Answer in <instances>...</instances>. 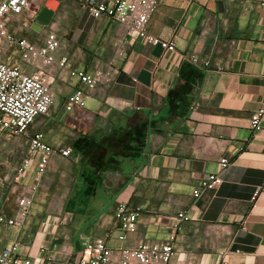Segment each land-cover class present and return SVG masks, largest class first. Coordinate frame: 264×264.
Listing matches in <instances>:
<instances>
[{"label": "crops", "instance_id": "0c3cea01", "mask_svg": "<svg viewBox=\"0 0 264 264\" xmlns=\"http://www.w3.org/2000/svg\"><path fill=\"white\" fill-rule=\"evenodd\" d=\"M63 1L82 14L73 37H60L68 46L56 57L90 75L113 71L111 82L103 101L85 98L84 108L67 111L81 85L49 80L54 113L30 131L72 150L76 191L60 208L30 209L20 228L0 225V251L18 243L34 263L72 264L82 259L86 236L106 238L113 250L171 242L169 264H264V122L257 133L250 128L264 106V0H157L147 31L176 50L130 40L123 59L115 58L121 37L112 22ZM19 140L0 141V153H21L18 168L25 154L8 143ZM224 158L231 166L221 186L191 201ZM67 159H51L39 190ZM34 171L16 186H32ZM119 202L138 213L137 230L124 241L114 228ZM16 208L15 198V209L0 214L12 218ZM181 213L188 220L178 223Z\"/></svg>", "mask_w": 264, "mask_h": 264}, {"label": "built area", "instance_id": "2783aa9c", "mask_svg": "<svg viewBox=\"0 0 264 264\" xmlns=\"http://www.w3.org/2000/svg\"><path fill=\"white\" fill-rule=\"evenodd\" d=\"M44 1L0 0V141L5 138H25V158L17 170L16 184L27 178L29 170L35 167L33 185L22 184L19 189L14 216L8 218L0 214V225L12 228L22 227L28 218L38 183L51 159H67L72 156L70 148L51 147L45 142L42 133L30 131L35 120L46 115L52 105L53 95L49 80L57 76L60 80L69 77L79 82L81 88L68 98L66 104V110L72 111L76 107L84 108L85 98L103 101L111 82L110 75L113 73L109 70L103 74L96 69L93 75L86 74L72 70L67 57H56L58 52L68 46L57 32V12L54 13L50 24L43 27L48 31L42 41L29 39L26 33L32 28L39 7ZM62 1H59L60 5ZM77 1L92 19H105L115 25L121 37L116 48V59H123L130 40L141 39L162 50H176L173 41L159 40L147 31L151 16L157 8V0ZM262 5L264 6V2ZM34 6L37 9L31 11ZM126 37L129 40H126ZM263 122L264 106L252 114L250 128L257 133L261 130ZM230 166L229 160L221 159L218 173L207 175L200 182L191 192V201L200 198L205 191L219 188L222 184L221 175ZM4 187L5 181L0 177V202L3 200ZM113 214L114 228L119 231V241H124L129 234L136 232L138 213L126 203H117ZM187 220L188 217L184 213L176 217L178 223ZM81 241L84 255L72 264H169L175 256L171 242L144 241L133 249L113 250L108 246L106 238L90 239L81 236ZM0 264L37 263L22 257L19 244L14 243L0 251Z\"/></svg>", "mask_w": 264, "mask_h": 264}, {"label": "rangeland", "instance_id": "374dc122", "mask_svg": "<svg viewBox=\"0 0 264 264\" xmlns=\"http://www.w3.org/2000/svg\"><path fill=\"white\" fill-rule=\"evenodd\" d=\"M46 2L47 0L40 5L39 11L44 7ZM36 9L37 7L34 6L31 8V11H35ZM56 12L55 21L58 23V35L66 41V39L73 37L72 34L75 31V27H77L82 11L79 9L78 4L63 1ZM47 31L46 29H42L40 32H35L32 28H29L26 34L29 39L42 41ZM83 36L81 37L80 44L83 42ZM54 108V106H51L48 113L42 117L48 120L54 113ZM45 127L47 131H50L52 129L51 122L47 123ZM8 145L18 149L19 152L23 150V154H25V142L19 140L17 143L10 142ZM14 154L6 152L0 153V177L5 181L6 187H4V200L0 204V211L4 213H8L10 209H15V198L20 189L16 186L15 177L17 175L21 153ZM74 174L75 169L72 167V162L67 159L62 164L60 163V167H58L56 173H49L48 176L44 177L43 180L45 179L48 182L45 183L46 185L41 184L43 185L41 190L38 189L31 207V213L34 210L60 208L65 200L63 199L64 194L67 196L76 191ZM5 199H8V201Z\"/></svg>", "mask_w": 264, "mask_h": 264}, {"label": "water", "instance_id": "95a60500", "mask_svg": "<svg viewBox=\"0 0 264 264\" xmlns=\"http://www.w3.org/2000/svg\"><path fill=\"white\" fill-rule=\"evenodd\" d=\"M60 5L59 0H47L44 7L38 12L32 29L40 32L43 27H47L53 19L54 13Z\"/></svg>", "mask_w": 264, "mask_h": 264}, {"label": "trees", "instance_id": "16d2710c", "mask_svg": "<svg viewBox=\"0 0 264 264\" xmlns=\"http://www.w3.org/2000/svg\"><path fill=\"white\" fill-rule=\"evenodd\" d=\"M59 1H62V0H59Z\"/></svg>", "mask_w": 264, "mask_h": 264}, {"label": "flooded vegetation", "instance_id": "af4514ba", "mask_svg": "<svg viewBox=\"0 0 264 264\" xmlns=\"http://www.w3.org/2000/svg\"><path fill=\"white\" fill-rule=\"evenodd\" d=\"M34 23H35V22H34ZM34 23H33V24H34Z\"/></svg>", "mask_w": 264, "mask_h": 264}]
</instances>
